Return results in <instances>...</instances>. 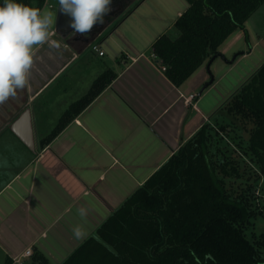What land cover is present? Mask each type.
<instances>
[{
	"label": "crops",
	"instance_id": "1",
	"mask_svg": "<svg viewBox=\"0 0 264 264\" xmlns=\"http://www.w3.org/2000/svg\"><path fill=\"white\" fill-rule=\"evenodd\" d=\"M47 1L41 12L48 6L53 13L52 36L37 49L29 86L3 105L0 137L8 139L0 154V252L6 264L8 259L15 264L28 247L63 262L232 96L208 103L216 80L201 93L210 82V60L176 86L153 53V44L167 34L166 22L176 24L187 9L169 20L167 7L158 13L149 0H129L111 23L109 14L87 34L63 37L56 31L59 0ZM94 45L107 51L100 55ZM218 58L210 66L215 73L222 67ZM102 73L113 75L111 82L44 144L45 135L89 94ZM87 74L93 81L82 86ZM58 85L60 98L74 93L63 112L54 115L52 105L61 99L49 95L58 93ZM26 111L34 149L11 129ZM81 207L87 209L84 217L77 211ZM76 227L82 239L75 237Z\"/></svg>",
	"mask_w": 264,
	"mask_h": 264
},
{
	"label": "trees",
	"instance_id": "2",
	"mask_svg": "<svg viewBox=\"0 0 264 264\" xmlns=\"http://www.w3.org/2000/svg\"><path fill=\"white\" fill-rule=\"evenodd\" d=\"M46 1L16 0L40 10ZM186 1L188 8L175 24L178 36L164 34L152 46L176 86L219 56L223 43L244 29L264 2ZM112 78L110 73L99 77L43 143L56 137ZM216 116L214 135L213 127L202 125L61 264H264V234H248L257 216L249 194L255 186L250 183L243 192L235 186L243 163L264 175V63ZM25 264L50 263L34 253Z\"/></svg>",
	"mask_w": 264,
	"mask_h": 264
},
{
	"label": "rangeland",
	"instance_id": "3",
	"mask_svg": "<svg viewBox=\"0 0 264 264\" xmlns=\"http://www.w3.org/2000/svg\"><path fill=\"white\" fill-rule=\"evenodd\" d=\"M48 3L49 0L47 1V5H49ZM148 4L150 5V8H152L154 11L158 13L161 12V10L163 11V9L167 7L166 15H169L168 17L169 20H171L174 17H177V13L180 10H186L188 8V2L186 0H149ZM47 9L48 10L46 11H51L48 6ZM137 14L140 13L138 12ZM136 18L139 17L136 16ZM134 19H135L134 17L131 18V20ZM166 23L169 24L168 25L169 27L167 29V34L170 35L172 38H176L179 32L175 24L174 23L172 24L168 21ZM230 47L235 51L233 50L231 51ZM103 50L104 52L107 51L106 46H103ZM217 61H219L222 66L216 71L217 73H215L214 71L215 66H212V68L207 69L210 75V80H211V76L213 75L217 82V86L214 90V95H210L211 97L208 98V103H213V104L218 103V101H221L225 98L227 99L242 84H244V82H246L264 63V2L247 20L244 29L236 30L228 38V40L225 43H223V45L220 47V55ZM229 61H233V63L230 64L228 63ZM102 74L99 77H101ZM87 75L90 76L88 77L84 76L85 78L84 80L82 79L83 82L82 86L90 85L93 75L91 74H87ZM61 83H63V81ZM60 86L59 85L57 86L58 93L53 92L51 93V95H49V97L52 96L54 98L61 99L57 104L55 103L52 105L53 107L51 109L54 112V115L63 112L66 104L70 102V97L74 93V92H69L68 95L65 94L63 95L62 98H60L59 97L60 92L58 91L60 89ZM44 104L47 105V103L40 102V105H44ZM216 119H218V117L216 116L215 113L211 118H209V120H205L203 124L213 127L212 129L213 135L216 132V127H217ZM10 124H11V119H8L7 127H10ZM0 134H3V105L0 106ZM45 136H48V134ZM7 139H8L7 137H3V136L0 137V154L3 153V150L1 151V147L3 144L7 143L6 142ZM235 155L237 156L238 153L235 152ZM249 163L250 162L247 163L249 166H246V164L243 163L241 168V172H242L241 178L235 184V186L239 187V189L243 188L242 192L244 191V188L246 189V187H248V184L250 183H253L252 185L255 186L252 189V191L249 192V194H251V197L254 201V209L257 213V216L252 219L253 226L250 228L248 234L250 236L252 235L253 232L256 235L260 236L264 234V175L259 172L258 168H256L255 165ZM257 177H259L258 181H257ZM32 257L27 259L26 262L31 261ZM6 260H7L6 256L0 252V264H6ZM48 261L50 264L62 263L57 261L56 259L55 261H53L52 259Z\"/></svg>",
	"mask_w": 264,
	"mask_h": 264
},
{
	"label": "clouds",
	"instance_id": "4",
	"mask_svg": "<svg viewBox=\"0 0 264 264\" xmlns=\"http://www.w3.org/2000/svg\"><path fill=\"white\" fill-rule=\"evenodd\" d=\"M112 0H59L60 11L69 17L68 27L87 34L104 23L111 11ZM53 13L41 12L16 0H3L0 5V106L19 98L29 86L37 49L48 43L52 32ZM59 48V44H55ZM78 214L84 217L87 209ZM77 239L83 238L79 227L73 229Z\"/></svg>",
	"mask_w": 264,
	"mask_h": 264
},
{
	"label": "water",
	"instance_id": "5",
	"mask_svg": "<svg viewBox=\"0 0 264 264\" xmlns=\"http://www.w3.org/2000/svg\"><path fill=\"white\" fill-rule=\"evenodd\" d=\"M116 0H112L110 7L113 5V3ZM124 9L125 4H123ZM111 14V13H110ZM118 16V14H114V16H112V18H109V22L111 23L116 17ZM106 17V16H105ZM68 21H69V17H67L66 15H64L61 11H60V5L58 7V13H57V21H56V31L57 33L61 34L63 37H66L67 35H69L73 31L71 28L68 27ZM103 28V27H101ZM218 56H213V58L209 61L208 63V69H210V66L212 64V62L217 58ZM215 84V77L212 75L211 76V80L209 82L208 85H206L204 87V89H202L201 93L209 86L214 85ZM12 131L18 136L20 137V139H22V141H24V143L30 148V149H34V142H33V131H32V127H31V118H30V112L26 111L13 125H12ZM21 130V131H20Z\"/></svg>",
	"mask_w": 264,
	"mask_h": 264
},
{
	"label": "built area",
	"instance_id": "6",
	"mask_svg": "<svg viewBox=\"0 0 264 264\" xmlns=\"http://www.w3.org/2000/svg\"><path fill=\"white\" fill-rule=\"evenodd\" d=\"M93 50L99 51L100 55H104V51L100 50L99 45H94ZM191 100L194 101L195 95H191ZM33 249L32 247H28L25 251H23L20 255L16 256L14 259L15 264H25V261L32 257Z\"/></svg>",
	"mask_w": 264,
	"mask_h": 264
},
{
	"label": "flooded vegetation",
	"instance_id": "7",
	"mask_svg": "<svg viewBox=\"0 0 264 264\" xmlns=\"http://www.w3.org/2000/svg\"><path fill=\"white\" fill-rule=\"evenodd\" d=\"M127 1L129 0H116L111 6V11L107 15H109L110 13L112 16H114V14H118L120 12L122 5L127 3ZM107 15L106 17H108ZM112 16H109V17H112Z\"/></svg>",
	"mask_w": 264,
	"mask_h": 264
}]
</instances>
